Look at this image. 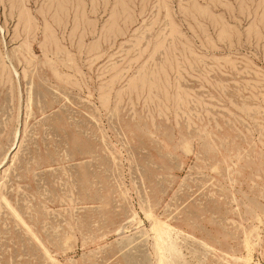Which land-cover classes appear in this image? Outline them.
<instances>
[{
    "label": "rangeland",
    "instance_id": "obj_1",
    "mask_svg": "<svg viewBox=\"0 0 264 264\" xmlns=\"http://www.w3.org/2000/svg\"><path fill=\"white\" fill-rule=\"evenodd\" d=\"M0 264H264V0H0Z\"/></svg>",
    "mask_w": 264,
    "mask_h": 264
},
{
    "label": "bare ground",
    "instance_id": "obj_2",
    "mask_svg": "<svg viewBox=\"0 0 264 264\" xmlns=\"http://www.w3.org/2000/svg\"><path fill=\"white\" fill-rule=\"evenodd\" d=\"M76 11V10H75ZM74 14H75V12H74ZM18 15V14H17ZM19 16V15H18ZM40 16V15H39ZM44 21V20H43ZM74 24V23H73ZM24 26V25H23ZM43 26H45V25H43ZM64 28V27H63Z\"/></svg>",
    "mask_w": 264,
    "mask_h": 264
}]
</instances>
